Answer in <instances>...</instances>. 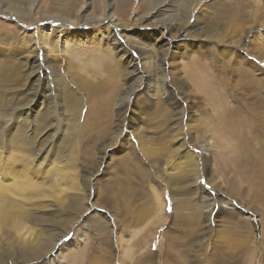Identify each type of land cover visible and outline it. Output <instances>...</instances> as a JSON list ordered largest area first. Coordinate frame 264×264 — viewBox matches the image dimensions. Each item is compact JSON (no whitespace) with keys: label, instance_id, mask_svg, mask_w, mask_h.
Masks as SVG:
<instances>
[{"label":"rangeland","instance_id":"1","mask_svg":"<svg viewBox=\"0 0 264 264\" xmlns=\"http://www.w3.org/2000/svg\"><path fill=\"white\" fill-rule=\"evenodd\" d=\"M161 4L153 22L171 19L180 29L179 36L166 35L173 44L163 60L167 73L180 79L191 57L222 68L230 62L243 67V57L264 72V0H0V264H264L262 167L238 177L239 162L217 160L216 146L205 167L194 141L200 133L188 132L187 125L210 123L215 112L210 106L204 112L205 99L193 91L181 130L173 134L174 117L163 118L171 107L155 89L161 82L153 67H162L153 50L163 29L144 19ZM79 20L93 22L81 26ZM51 28L50 45L63 52L48 58L57 81L45 69L38 41L40 29L45 35ZM107 29L135 61L140 56L125 35L150 48L155 60L145 67L152 98H134L129 128L121 132L124 116L116 115L115 104L134 77H127L129 68L106 44ZM35 47L48 73L38 99L32 84L39 80L30 76L38 64L26 59ZM251 72L264 86L256 67ZM230 75L231 82L237 79L233 70ZM100 83V90L91 91ZM103 84L114 88L108 114L102 107L110 102V90L101 95ZM168 89L184 108L178 88L168 81ZM183 89L192 90L186 83ZM136 132L140 151L133 149ZM204 132L201 142H211L214 137ZM186 149L195 157L198 177L193 157L184 158Z\"/></svg>","mask_w":264,"mask_h":264},{"label":"bare ground","instance_id":"2","mask_svg":"<svg viewBox=\"0 0 264 264\" xmlns=\"http://www.w3.org/2000/svg\"><path fill=\"white\" fill-rule=\"evenodd\" d=\"M192 1H194V0H192ZM121 4H119V7L120 6L122 7ZM162 6H163V4L159 5L157 8L149 11L147 13V15L144 17L145 21L146 22H153V20H154L153 17L155 18V16H153V13H157ZM224 8H226V7H224ZM223 16H224V21L229 20V19L225 18V17H227L226 14L225 15L223 14ZM105 18H108V17H105ZM105 18H103V19H105ZM47 19L50 21H61L62 23L64 22L63 20H58V18H55L54 16L47 17ZM94 21H96V20H94ZM172 21L173 20H171V19H165L161 24H159V20L156 21V19H155V21L153 22V23H157L158 26H155L156 28L158 27L159 30H160V28L163 29L160 31L159 36L157 38H155L156 40H154V44L156 46V49L153 50V53L156 52L155 55L160 57L162 67H159L158 64H156V66L152 65L154 68H156L157 73H158V78H159L158 80H160V82H161V83H159V86L157 85L158 86L157 88L154 87L155 85L153 87L156 89L157 93H159V94H161V96H163V98L165 99L164 100L165 104L167 106L171 107V109H169V111L162 110V111H164V114H163L164 117L163 118L169 119L172 116L174 117L173 120L175 121V124H174V128L171 127V129H170L171 132H173V134H174V131H173L174 129H176V128H178L179 130L182 129L183 126H181V119L184 117V113L186 111H189L190 108L192 107L193 102L190 100L189 96H191V95L189 92L193 91V93L195 95L201 96L205 99L204 103H206V104H204V106L202 107L204 112L206 111V109L208 110V108H206L208 106H210L212 108L213 112H215L213 114V119L211 117L212 120L210 123L206 122L205 120L203 121L204 123L196 121V123L194 125H190V123H188L189 125H187V123H185L187 125V128H188L187 131L188 132L200 133L198 136H196L194 141H195V143H200L199 144L200 148L203 150V156L205 157V161H204L205 167L206 168L209 167L206 158L212 156V153H213L214 148L216 146L218 149V153H217L218 159L217 160H220L223 157L227 158V156H228L231 159L235 158L239 162V165L241 166V168L237 169V171H236V173L238 174V177L239 176L241 178L245 177L243 174L248 172V169L251 170L252 174L258 173L257 171L261 167H262V170L264 171V97L260 96L261 95L260 89L264 88V86H263V81H260L261 79H259V77H256L251 72V70H253L256 67V73L255 74L261 75L263 77H264V72L260 68H258L256 64L247 61L245 58H243L241 56L242 57L241 58V62H242L241 66H243V67H240V68L236 67V65H235V67H232L231 64H233V62H230L231 60H229V62L231 64L227 63L222 68L220 64L214 65L212 62H206V61H203L201 59H196V57L195 58L191 57V59L187 63H183V65L180 69L181 73H182V76L180 79H179V77L177 78V76L175 77V75H174L175 73L173 71H169V73H167L166 69L163 66V60L167 56V54L170 52L169 49L173 48L172 47L173 44H171V46L169 45V39H167L168 36H166V35L169 32L175 33L173 35H176V36L180 35V34H178L180 32V29L175 28L176 24L173 23ZM89 22H93V20L92 21L91 20L90 21L79 20L77 22V24L78 23H79V25L88 24ZM79 25H77V26H79ZM81 26H83V25H81ZM262 26H264V24H262ZM43 32H44V30L40 29L38 41H39L41 49L42 50L44 49V51H45L44 53L46 54L45 55L46 58L44 57L45 64H46L45 69L46 70L49 69L51 71V75H53L54 72L56 74V71L52 70V67L54 66V64H50L48 61L49 55L55 54V57H58L57 59H59V56H61V53L63 54V52H59V54H58V50H57L58 45L57 44L55 46L50 45L52 39H48V38L50 37L51 34L52 35L55 34L54 29L51 28V33H49V34H46V32H45V35H44ZM58 32H60L59 29H58ZM103 36L105 38L106 44L108 46H110L111 52H114L115 56H117V54L119 55V59H118L119 64L123 63V67L125 69L129 68V70H127V72H126L127 77H131V76L134 77V83L132 82V85L130 86V88L122 95V97H119V99L117 100V103L115 104L116 108H117L116 115L124 116V118L122 117L123 121L120 120V124H118L119 125L118 126L119 131L121 132V128H127L128 125H130L131 114L134 111L132 109L133 105H131V104H133L134 98L137 96H141V95H143V96L146 95L147 98L148 97L152 98L151 90H153V89H151L152 87H151V83H150L151 82V71L147 70V69L145 70V67L148 66L147 64H150V65L154 64L155 60L152 59V54L148 53V51H151V49L148 48L147 46L145 47L143 44H142V46L140 44H138L133 39V38H135V37H133L134 36L133 34L127 35V36L125 35V38L128 40V42L133 47H135L137 49L136 51L138 52V55L140 56V63H139V61H135L134 59H132V57L130 56V53H128L127 51H125L121 47V44L116 40V38L114 37V35L111 31H109L107 29L104 32ZM245 38H246V35L244 36V39L242 40V42H245ZM107 54H108V56L106 55V59L109 60L111 54L109 53V51L107 52ZM172 54H174L173 51L171 52L169 58H171V56H173ZM39 55H40L39 54V48L35 47V48L30 50L29 54H27L26 59L28 58L29 61L33 59V61L35 60L37 62L39 60ZM252 55L257 57L258 59H260L258 56L254 55V54H252ZM197 58H199V57H197ZM262 60L260 59V62L264 63V60L263 61ZM38 62H37L38 65L35 66L34 71H32L31 75H30L31 79L36 77V79L39 80L38 84H34V83L32 84V88L34 90V97L36 99H38L42 95L40 92L41 89L43 88V83H44V80L42 78L45 76H46V78L48 77L47 76L48 73L46 74L45 69L42 68ZM244 62H246V63H244ZM140 66H141V68H140ZM170 66H171V63H170ZM245 66H248V68H246ZM57 68H58V66H57ZM231 70H233L234 75L237 76V79H234V81H232V82L230 81ZM222 72H224V73L227 72L228 77L222 78V76H221ZM53 76H54V80L57 81L58 80L57 75H53ZM53 76H52V78H53ZM51 80L53 81V79H51ZM107 80L109 81L110 79H107ZM168 81L173 84V87L178 88V90L183 94L184 102L187 103L184 108L181 107L180 105H178L177 101L175 100V98L172 95V92L170 90L171 88L168 89ZM181 81H184L186 84H189L192 90L187 91V92L184 91L183 84L185 85V83H183ZM48 82H46L47 85H48ZM154 82H152V83L154 84ZM107 83L110 84V82H106L105 84H107ZM101 85L102 84L100 83L99 86H95L93 89H91V91L99 89ZM261 86H262V88H261ZM49 87H50V85H49ZM238 89H239L240 96H238L237 92H236ZM105 90L107 92H108V90H110L109 94L106 97L107 98H109L108 96L111 97L108 99L110 102L107 101V106L102 107V110H104V112L107 113V111H108L107 107L111 108V106L113 105V97H114V95H113L114 91L113 90H114V88L113 87L111 88V85L110 86L104 85L103 88L101 89V93H102L101 95H104ZM94 92H96V91H94ZM111 94L113 96H111ZM45 96L48 97L47 95H45ZM249 96L251 97V100L247 101V98ZM116 99H117V97H116ZM200 99L202 100V98H200ZM145 105H146V102H145ZM145 108H147V107H145ZM186 108L188 110H186ZM144 110H146V109H144ZM161 114L162 113H160V115ZM80 115H81V113L79 114V117H80ZM101 116H102V114H101ZM204 116H205V114H204ZM125 119H127V122H124ZM203 119L204 118H202V120ZM189 120L190 119L188 118V121ZM87 121L91 122L92 120L87 119ZM208 121H210V120H208ZM46 122L45 123L41 122V123L46 124ZM102 122H103V120H102ZM44 124H42V125H44ZM123 124H124V126H123ZM37 125L41 126L40 123ZM46 125H48V124H46ZM37 128H39V127L37 126ZM41 128H48V127H41ZM206 129H207V131L209 130V132L211 133L210 135H212L214 138L211 137L212 138L211 142L208 141L206 143H202L201 141H203V140H201V139L203 137V133H207V132H204ZM39 134H41V133H39ZM201 134H202V136H201ZM134 136H135L133 138V139H135V144H133L134 145V148H133L134 151L135 150L140 151V149L143 150L140 142L138 143V140H136V138L139 139V135L137 134V132H136V134H134ZM44 141H46V140H44ZM41 150H38L37 156H41L40 155L42 153ZM215 152H216V149H215ZM184 154H186L184 156V158H187V156L189 154H190V156L193 157V159L191 161L194 160V168L197 171V177H198L197 162H195L194 155L192 153H190L188 149H186V153H184ZM146 155L148 156L149 154L146 153ZM182 158H183V156H182ZM214 167L217 168V172H218L217 163L214 165ZM191 171H192V169H191ZM221 172H222V169H221ZM93 175L94 174H91L88 177V179L90 180L89 181L90 184L92 182V176ZM263 175H264V172H263ZM208 181L211 182L209 179H208ZM87 186H89V184H87ZM194 188L196 190H199L198 193L201 194V190L199 188H197L196 186ZM257 191H259V190H257ZM208 199L213 202V199H211V198H208ZM227 205H223L222 207H225L226 210L227 209H233L232 207H229ZM66 234H67V232H66ZM62 236H60L54 243H52L53 246ZM73 237L71 238V240L73 239ZM53 246H52V248H53Z\"/></svg>","mask_w":264,"mask_h":264}]
</instances>
